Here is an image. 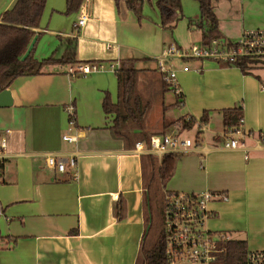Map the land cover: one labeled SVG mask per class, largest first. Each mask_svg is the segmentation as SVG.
Here are the masks:
<instances>
[{"label": "crops", "instance_id": "0c3cea01", "mask_svg": "<svg viewBox=\"0 0 264 264\" xmlns=\"http://www.w3.org/2000/svg\"><path fill=\"white\" fill-rule=\"evenodd\" d=\"M15 2L0 0V16ZM65 6L66 0H46L33 60H59L74 50V62L102 66L79 75L69 72L74 63H49L38 73L15 77L8 87L12 104L0 107V130L10 153L0 182V264H134L144 229L141 155L111 135L104 93L116 103L121 61L136 60V68L155 70V59L168 43L202 44V32L189 28L185 18L198 16L188 12L177 19L188 40L170 33L167 41L154 0H138L140 17L114 0H83L72 14L64 13ZM212 6L223 40L237 42L243 30L264 28V0H215ZM81 16L85 21L76 27ZM259 64L241 69L189 59L183 71L179 63L184 101L178 106L171 90L160 87L166 118L199 119L209 112L202 129L194 126L181 135L194 137L200 130V145L209 151L181 153L164 189L211 191L217 197L208 204L206 230L245 239L249 252L264 251V64ZM67 105L74 108L75 125L69 123ZM239 105L243 118L235 131L241 133L229 136L221 112ZM211 120L218 131L207 127ZM65 135L74 140H64ZM229 139L242 145L225 147ZM47 152L74 157L76 167L48 168ZM117 202L124 207L121 220L114 216Z\"/></svg>", "mask_w": 264, "mask_h": 264}, {"label": "trees", "instance_id": "16d2710c", "mask_svg": "<svg viewBox=\"0 0 264 264\" xmlns=\"http://www.w3.org/2000/svg\"><path fill=\"white\" fill-rule=\"evenodd\" d=\"M83 0H66L64 13L72 14L78 12ZM118 5L123 2L131 11L140 17L141 13L137 6L138 0H114ZM215 0H195L199 8L200 16L197 20L186 18L189 28H196L202 32V44H211L213 40L220 39L221 33L218 30V23L214 14ZM46 0H16L10 10L1 14L0 18V91L8 88L14 78L21 75L38 73L41 66L54 62L73 61L74 50L68 51L64 57L47 59L38 62L32 58V52L24 60L20 57L30 43L34 35L39 34L37 27L44 13ZM155 5L160 12V25L163 29L175 28L177 19L182 18L180 0H156ZM177 11L175 14L174 12ZM172 23V25H170ZM136 60L126 59L121 61L116 70L118 78V98L116 103L111 101L110 95L105 92L103 99V111L112 117L111 135L116 139H122L125 144L133 148L136 141L148 142L153 133L147 131V120L152 115L153 110L160 108L163 112L161 116V127L165 131L169 127H175L172 135H181L188 132L197 124L201 125L208 120V111H205L199 119L193 116H180L175 120H166L165 110L167 105L162 102L161 88L168 89L164 78L157 69L142 70L135 67ZM88 62V61H82ZM256 62L263 63L258 59L243 58L238 61V67L246 69L254 66ZM37 64V67L35 65ZM251 65V66H250ZM145 71V72H144ZM147 71V72H146ZM143 76L154 81L151 92L143 89ZM161 87V88H160ZM173 105H181L184 101L183 93L174 94ZM222 119L225 132L238 130L242 121L243 109L241 105L232 108L222 109ZM75 115H69L75 125ZM201 131L195 134L197 144ZM163 134V133H161ZM181 154V153H180ZM179 153L171 152L163 155L160 159L155 155L142 154L140 164H142V181L144 183V229L140 239L138 252L134 264H169L167 249L164 243V224L166 207L165 195L172 194L164 189L165 183L172 176L175 169V162L180 157ZM114 216L118 220L124 218V207L122 202H117L114 208ZM0 238L4 236L0 235ZM15 241V240H14ZM219 250L215 253V259L209 264H248L245 239L231 237L220 240Z\"/></svg>", "mask_w": 264, "mask_h": 264}, {"label": "built area", "instance_id": "2783aa9c", "mask_svg": "<svg viewBox=\"0 0 264 264\" xmlns=\"http://www.w3.org/2000/svg\"><path fill=\"white\" fill-rule=\"evenodd\" d=\"M85 17L81 16L76 27H81ZM243 58L264 60V28L243 30L237 42L227 40H213L211 44H200L182 47L176 43H168L156 57V69L161 73L164 81L173 94H180L177 81V65L181 63L182 70H188L185 65L189 59L200 61L224 62L229 68H238V61ZM260 63V62H257ZM102 65L93 62L74 63L69 66L71 74H91L100 69ZM73 106L67 105L65 112L73 115ZM73 124L72 120H69ZM195 127L202 129L199 125ZM240 131H230L229 136L240 134ZM64 140L73 141L70 135L63 136ZM7 135L0 130V182H2L3 165L10 157L7 150ZM242 144L237 139H229L224 143L225 147L238 148ZM198 150L203 154L209 151L208 145L197 144L195 136L192 138L180 135H167L153 133L148 142L136 141L132 151L137 156L142 154L155 155L159 159L171 152L188 153L190 150ZM44 162L48 168L59 172H66L68 168H74L75 158L62 159L50 152L44 153ZM211 191L202 192H173L165 195L166 207L164 210V243L167 249L169 264H209L215 259V253L219 250L220 240L228 239V235L215 234L207 231L205 223L211 215L208 210L210 201L216 199ZM248 264H264V251L249 252Z\"/></svg>", "mask_w": 264, "mask_h": 264}, {"label": "rangeland", "instance_id": "374dc122", "mask_svg": "<svg viewBox=\"0 0 264 264\" xmlns=\"http://www.w3.org/2000/svg\"><path fill=\"white\" fill-rule=\"evenodd\" d=\"M156 1V0H154ZM180 7H181V14H187L188 12L190 13H195L197 14L198 18L200 16V13H199V8L197 7V4L195 2V0H180ZM185 18H189L188 15L185 16ZM1 21V19H0ZM177 22V26L174 28V27H170L168 29H164L166 30L165 31V34H166V40L168 41V38H167V35L172 33V35H175V37H178L179 39H187L189 38L188 34L186 33L185 31V27H184V24L182 23L183 21H176ZM170 25H172V23H170ZM194 44H199V43H194ZM166 46V45H165ZM255 65H260L259 63H255ZM251 66V65H250ZM35 67H37V65H35ZM44 66H41L40 69H42ZM143 79H144V84H143V89H146L147 92H151L153 90V87H154V81H150L149 80V77L147 76H143ZM171 96L172 94H170L169 96H166V101L167 100H170L171 99ZM162 110L160 108H157L156 110H153V113L151 116H149L148 120H147V131L150 132V133H163V134H167V135H171L173 133H175V127H169V129H167L166 131L164 129H162L161 127V116L162 115ZM177 119V118H176ZM167 121H170L171 119H168L166 118ZM172 120H175V119H172ZM195 126V125H194ZM194 126H193V131H194ZM207 127H209V130L210 131H218L219 127H216L215 124H214V121H210L208 124H207ZM191 130V131H192ZM190 131V132H191ZM181 135H185L184 132L181 134ZM180 135V136H181ZM192 134L190 133L188 136H183V137H189V138H192L193 136H191ZM222 235H228L226 232L225 233H220Z\"/></svg>", "mask_w": 264, "mask_h": 264}, {"label": "water", "instance_id": "95a60500", "mask_svg": "<svg viewBox=\"0 0 264 264\" xmlns=\"http://www.w3.org/2000/svg\"><path fill=\"white\" fill-rule=\"evenodd\" d=\"M177 12V11H175ZM37 39V35H34L32 39L30 40V43L28 44L27 49L23 53V55L20 57V61H24L29 55L31 50L33 49V45ZM12 104V98H10V91L8 88L0 91V107H9Z\"/></svg>", "mask_w": 264, "mask_h": 264}]
</instances>
